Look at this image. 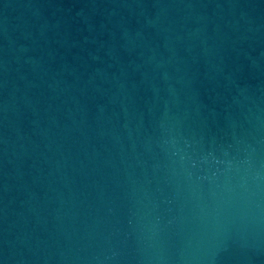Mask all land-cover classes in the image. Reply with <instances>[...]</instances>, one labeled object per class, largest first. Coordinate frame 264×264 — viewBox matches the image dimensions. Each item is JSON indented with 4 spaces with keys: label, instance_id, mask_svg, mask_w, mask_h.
<instances>
[{
    "label": "water",
    "instance_id": "water-1",
    "mask_svg": "<svg viewBox=\"0 0 264 264\" xmlns=\"http://www.w3.org/2000/svg\"><path fill=\"white\" fill-rule=\"evenodd\" d=\"M0 264H264V0H0Z\"/></svg>",
    "mask_w": 264,
    "mask_h": 264
}]
</instances>
